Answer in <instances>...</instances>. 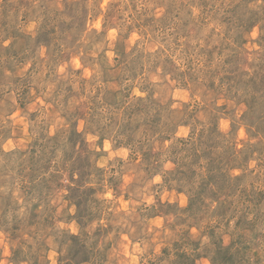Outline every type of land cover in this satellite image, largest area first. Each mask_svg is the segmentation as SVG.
<instances>
[{"label":"rangeland","instance_id":"1","mask_svg":"<svg viewBox=\"0 0 264 264\" xmlns=\"http://www.w3.org/2000/svg\"><path fill=\"white\" fill-rule=\"evenodd\" d=\"M264 264V0H0V264Z\"/></svg>","mask_w":264,"mask_h":264},{"label":"trees","instance_id":"2","mask_svg":"<svg viewBox=\"0 0 264 264\" xmlns=\"http://www.w3.org/2000/svg\"><path fill=\"white\" fill-rule=\"evenodd\" d=\"M88 261H89L88 256H85L84 255V256L80 257L79 260H76V262L75 263H72V264H83V263H86Z\"/></svg>","mask_w":264,"mask_h":264}]
</instances>
